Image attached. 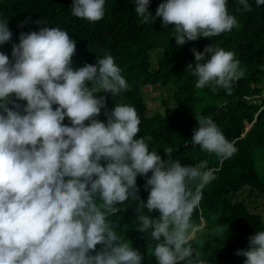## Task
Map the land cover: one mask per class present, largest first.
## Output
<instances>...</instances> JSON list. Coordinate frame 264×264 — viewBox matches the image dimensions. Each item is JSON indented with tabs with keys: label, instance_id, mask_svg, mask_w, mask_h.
<instances>
[{
	"label": "clouds",
	"instance_id": "obj_1",
	"mask_svg": "<svg viewBox=\"0 0 264 264\" xmlns=\"http://www.w3.org/2000/svg\"><path fill=\"white\" fill-rule=\"evenodd\" d=\"M134 3L142 24L159 17L173 25L178 46L238 26L228 0H164L155 16L150 0ZM238 3L251 11L248 0ZM72 15L98 22L105 0H73ZM11 38L8 19L0 16V45ZM75 52L68 32L50 26L21 32L12 59L0 51V264H141L139 251L108 221L121 205L140 199L138 175L147 177L149 189L146 204L137 206L139 231L152 229L158 264H207L190 245L193 212L214 179L207 161L184 166L172 159V148L164 149L168 159L150 151L145 138H138L140 117L129 104L106 110V123L97 119L106 98L94 93L115 97L129 86L112 55L74 68ZM192 52L195 67L189 63L187 70L197 78V89L211 86L231 94L233 83L245 75L233 51L210 44ZM66 117L71 126L63 123ZM195 118L199 126L192 143L220 160L231 158L236 148L217 124L210 117ZM144 208L158 210L159 218L151 219ZM236 254L245 257L244 264H264V230Z\"/></svg>",
	"mask_w": 264,
	"mask_h": 264
},
{
	"label": "trees",
	"instance_id": "obj_2",
	"mask_svg": "<svg viewBox=\"0 0 264 264\" xmlns=\"http://www.w3.org/2000/svg\"><path fill=\"white\" fill-rule=\"evenodd\" d=\"M162 2L150 0L153 16ZM248 3L251 11L243 10L238 0H228V10L238 21L230 32L211 38L201 36L178 46L173 25H164L159 17L154 23L142 24L134 11V0H105V15L95 23L72 15L73 0H0V16L8 19L12 32L11 41L0 45V51L10 59L21 32L48 26L66 30L76 42L74 68L94 64L97 57L107 53L114 57L128 83V90L115 97L105 92L96 95L106 98V108L97 119L106 123V110L115 103L129 104L140 117L138 138H145L150 151L168 159L164 149L172 148V159L184 166L207 161L214 179L204 187L200 205L193 212L195 232L190 240L194 253L198 252L207 264H244L245 257L237 255V250L247 249L249 237L264 230V213L253 211L245 201L234 197L245 189L264 194V178L256 162V152H264V107L249 99L258 92L255 84L264 75V5L257 6L255 0ZM23 21L27 23L21 26ZM36 21L46 23L38 25ZM210 44L233 51L245 70V75L233 83L231 94L223 88L213 92L211 86L197 89V78L187 70L189 63L193 67L196 63L192 49L203 52ZM156 51L161 53L157 58L152 54ZM208 58L210 54L205 55V60ZM154 85H173L174 105L161 99V109L150 113L144 91ZM17 102L26 105V101ZM195 116L210 117L217 124L236 148L231 158L220 160L192 143L193 130L199 126ZM63 123L71 126L67 117ZM146 181L147 177L137 176L140 199L121 205L122 210L109 216L108 221L122 241L139 251L141 264H158L152 254L156 243L151 239L152 229L139 231L137 220V206L140 201L146 204L149 195ZM143 213L153 220L160 215L158 210L149 212L147 208ZM102 247L98 244L96 251Z\"/></svg>",
	"mask_w": 264,
	"mask_h": 264
},
{
	"label": "rangeland",
	"instance_id": "obj_3",
	"mask_svg": "<svg viewBox=\"0 0 264 264\" xmlns=\"http://www.w3.org/2000/svg\"><path fill=\"white\" fill-rule=\"evenodd\" d=\"M154 57H159L161 53L159 51L152 53ZM264 83V75L260 82L255 84V88L258 89L257 84L261 85ZM175 90L173 85H169L166 87H160L158 85L148 86L144 91V96L149 106V112L153 113L154 111L161 109V99H167L168 105H174V100L172 97V91ZM99 92L94 93L98 95ZM256 92L255 94H257ZM253 94V95H255ZM256 162L257 168L260 175L264 178V152L257 151L256 152ZM234 197L237 199H242L245 201L250 208L255 212L264 213V194H259L252 189H245L241 194H234ZM195 230L192 231V236L194 235Z\"/></svg>",
	"mask_w": 264,
	"mask_h": 264
},
{
	"label": "built area",
	"instance_id": "obj_4",
	"mask_svg": "<svg viewBox=\"0 0 264 264\" xmlns=\"http://www.w3.org/2000/svg\"><path fill=\"white\" fill-rule=\"evenodd\" d=\"M257 87H258V93L251 96L249 99L252 102H255L261 105L262 107H264V83H262L261 85L257 84Z\"/></svg>",
	"mask_w": 264,
	"mask_h": 264
}]
</instances>
